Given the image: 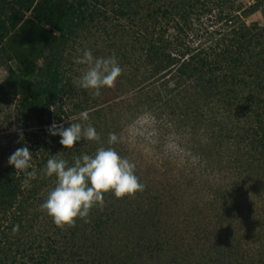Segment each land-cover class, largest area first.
Masks as SVG:
<instances>
[{
	"label": "trees",
	"instance_id": "obj_1",
	"mask_svg": "<svg viewBox=\"0 0 264 264\" xmlns=\"http://www.w3.org/2000/svg\"><path fill=\"white\" fill-rule=\"evenodd\" d=\"M229 1L235 2L161 0L152 12L151 29L136 30L130 43L121 28L110 35L115 40L112 55L130 77L125 82L119 78L115 86L138 89L115 100L108 112H87L84 128L94 127L100 140L84 138L85 147L93 152L113 147L135 164L144 188L120 199L106 193L103 209L94 207L89 222L77 218L74 227L63 229L64 257L49 227L39 226L41 236L48 234L43 260L51 264H264V23L242 21L227 6ZM222 4L223 10L214 11ZM194 10L214 11L212 28L202 32L191 28ZM32 15L39 21H54L69 41L78 22L74 9L63 8V0H38ZM255 48L261 57L251 59L246 52ZM24 71L32 77L34 95L48 105L55 103L63 88L65 96L76 95L75 83L65 76L63 84L52 66L42 79L37 78L34 62L28 61ZM81 106L80 112L89 110L87 104ZM123 113L153 118L145 124L140 121L131 133L129 127L138 119L124 123ZM171 113L173 120L168 118ZM115 116L116 125L110 120ZM125 125L128 131L122 133ZM109 133L118 136L116 144H108ZM83 155L80 151L72 156L68 165ZM202 167L214 176L204 205L188 193L198 185ZM48 179L36 176L25 192L24 176L10 167L0 171V264L16 261L17 254L7 258L4 254L9 236L18 233L13 232L14 226L31 223L27 194Z\"/></svg>",
	"mask_w": 264,
	"mask_h": 264
},
{
	"label": "rangeland",
	"instance_id": "obj_2",
	"mask_svg": "<svg viewBox=\"0 0 264 264\" xmlns=\"http://www.w3.org/2000/svg\"><path fill=\"white\" fill-rule=\"evenodd\" d=\"M161 0H63L65 6L75 10L78 18L77 25L70 41L54 27V21H39L33 17V9L38 0H0V171L10 167L16 172L14 166H10L8 161L16 149L27 146L33 159L32 169L36 176L48 177L45 174L47 160L50 158L69 159L80 153L94 156L96 152L85 147V139L82 137L74 147L66 149L60 144L59 135H51L48 131L53 122L70 127L71 123H80L85 127V119L82 113H93L100 110L110 111L115 100L126 98L132 95L138 88L126 84L120 88H102L101 95L94 97L89 90L79 86V78L86 69V65L77 64L75 60L83 56L86 50H91L94 58H109L115 49V40L110 39L117 28L124 30L127 35L125 42H132V34L136 30L151 29L152 12L157 10ZM257 0H235L227 2V6H232L240 19L249 25H261L264 23V0L256 3ZM258 7H255L256 4ZM224 4L219 7L214 6L215 10H223ZM13 10L16 12L13 13ZM214 11L212 14H201L194 10L189 19L191 28H200L205 31L215 20ZM83 18V19H82ZM82 19V20H80ZM212 28L211 26H209ZM197 31V30H195ZM260 50L255 48L246 54L253 59L260 58ZM34 62L38 66V79L45 78L48 68L52 66L60 72V79L65 84V76L70 78L76 85L75 97L65 96V88L59 93L54 104H46L45 100L37 98L33 92L32 77L26 75L24 68L28 62ZM246 59V63H247ZM122 72L119 78H124V82L130 77ZM262 78V76L260 77ZM117 79V80H118ZM131 91V92H130ZM247 90L246 93H248ZM34 95V96H33ZM78 103V104H77ZM75 104V107H74ZM88 105L89 110L82 111L81 105ZM54 109V111L51 110ZM115 110V109H113ZM111 117V116H110ZM149 114H134L129 116L123 113L121 119L124 123L133 121L134 126H139L140 121L145 124L152 119ZM173 120V113L168 115ZM114 125L119 118L110 119ZM130 125V124H129ZM123 127L122 133L128 131V126ZM147 128V127H146ZM21 133L23 139L21 140ZM132 133V131H131ZM76 149V150H75ZM70 151H73L71 154ZM89 151V152H88ZM68 155V156H67ZM69 164L68 166H73ZM203 168V174L196 177L198 185H193L188 189V193L201 201L210 191L209 183L214 176L209 169ZM17 174V173H16ZM18 175V174H17ZM19 176H24L20 173ZM200 178V179H199ZM209 179V180H208ZM210 181V182H208ZM22 184V188L26 187ZM56 186V177L53 175L47 183L40 184L37 188L27 194V215H30L31 223L23 222L19 226L17 234H11L8 244L5 247L6 258L8 254H17V259L13 264H51L50 260L42 259V252L46 248L44 237L40 234L41 228H48L54 241L58 240V246L62 257L65 255V248L62 244L65 241V230L60 231L55 226L52 218L41 209V205L46 201L48 194ZM24 191H28L26 187ZM191 191V192H190ZM23 217H21L22 219ZM30 232L32 234L30 235ZM34 234V236H33ZM31 236V239L29 238ZM40 237V238H39ZM17 239V240H16ZM33 240H36L33 244ZM11 243L12 249L9 248ZM15 243V244H14ZM19 248H16L17 246ZM41 260L44 262L42 263ZM62 260V259H61ZM10 260L6 264H10ZM63 262V261H62Z\"/></svg>",
	"mask_w": 264,
	"mask_h": 264
},
{
	"label": "clouds",
	"instance_id": "obj_3",
	"mask_svg": "<svg viewBox=\"0 0 264 264\" xmlns=\"http://www.w3.org/2000/svg\"><path fill=\"white\" fill-rule=\"evenodd\" d=\"M75 63L87 66L79 78V86L89 90L94 97L101 95L102 88H114L123 71L114 55L109 58H94L91 50H86ZM51 110L54 111L53 108ZM81 115L83 119H87L86 112ZM48 131L53 136L59 135L60 144L66 149L74 147L82 137L89 141L100 140L94 127L89 125L83 128L80 123H71L70 127L65 128L62 124L53 122ZM118 141L115 133H109V145ZM32 159L27 146L16 149L9 157V165L15 167L18 175L23 173L25 183L36 178V172L29 170L33 167ZM44 171L48 177L55 175L56 186L48 194L41 209L62 230L74 227L77 218L89 222L87 218L94 207L103 209L106 193L111 192L120 199L134 196L144 188L135 174V164L121 157L113 147H100L94 156L85 154L76 157L73 166H68L64 159L50 158ZM18 231L19 225L14 226L13 232Z\"/></svg>",
	"mask_w": 264,
	"mask_h": 264
}]
</instances>
